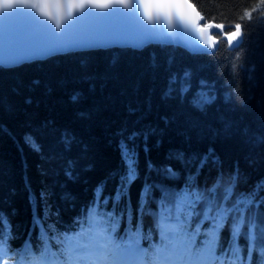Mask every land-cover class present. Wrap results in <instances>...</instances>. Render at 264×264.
Masks as SVG:
<instances>
[{
  "label": "trees",
  "instance_id": "obj_1",
  "mask_svg": "<svg viewBox=\"0 0 264 264\" xmlns=\"http://www.w3.org/2000/svg\"><path fill=\"white\" fill-rule=\"evenodd\" d=\"M192 3L206 23L224 24L228 31L241 24L234 38L237 42L231 45L222 35L218 49L209 55L149 45L142 50L77 52L14 68L0 67V217L6 214L11 221L10 230L5 221L0 234L4 240L14 234L12 250L21 248L25 240L43 250L40 232L34 230V215L43 218L54 251L56 242L63 237L78 240L82 230L95 232L93 239L99 238L100 227L115 237L127 232L142 245L148 240L155 245L151 217L144 215L142 227L133 228L137 200L144 202L141 189L144 197L155 198L153 189L158 184L145 183L163 177L147 174L148 159L156 165L154 173L163 172V165L182 168L175 158L178 152L191 156L213 148L228 173H235L238 164L239 178L233 175L222 202L199 219L195 207L201 199L193 192L195 200L187 201L196 178L182 186L177 183L178 215L187 220L184 227L195 233V241L214 229L217 253L231 252L235 245L245 253L243 237L227 220L230 212L243 218L252 208L257 211V201L264 199V5L258 0ZM188 69L192 70L190 81L183 75ZM200 78L214 81V90H201ZM151 128L156 132L149 137L147 156L143 140L138 141L139 178L130 182L125 176L120 181L131 184L132 214L126 209L121 213L123 201L111 213L100 206L85 214L96 185L108 178L105 196L111 197L118 176L124 173L120 130L125 129L127 136L133 130ZM210 165L205 181L213 172L218 175V167ZM219 183L217 179L210 194ZM232 188L236 192L229 205ZM259 207L264 208V203ZM77 215L79 226L71 223ZM242 224L239 219L237 226Z\"/></svg>",
  "mask_w": 264,
  "mask_h": 264
},
{
  "label": "snow or ice",
  "instance_id": "obj_2",
  "mask_svg": "<svg viewBox=\"0 0 264 264\" xmlns=\"http://www.w3.org/2000/svg\"><path fill=\"white\" fill-rule=\"evenodd\" d=\"M261 5H264V0H258ZM32 3L33 6L39 7L41 13L50 19H56L57 27H59L60 20L63 19L64 15L72 16L76 8L79 7L81 9L84 8L86 4H91L95 7L106 8L111 4H126V0H6L4 3V7L11 8L16 4H26ZM43 5V6H40ZM136 5H133L135 7ZM139 7L142 10V14L144 18L152 22L153 20L160 18L166 21L169 26L172 23V20L179 19L181 23H183L186 27L191 29L201 40L208 44L211 41V49L212 51H216L218 49L220 43V35L221 31H223L224 38L232 43L235 37L240 34L241 24L235 25V31H228L226 26L221 23H216L215 21L209 20L208 23H202L206 17L201 14L198 10L197 5L192 3V0H151V3H145L143 0H140ZM213 30L215 32L213 33ZM205 55H209V53H205ZM185 78H192V70L188 69L183 74ZM175 82V80L173 81ZM198 86L201 90H214L215 82L210 81L205 78H200L198 80ZM188 87H191L189 83ZM181 94L183 95V89L181 90ZM125 129H121L118 135L120 136L119 148L121 154V160L124 163V173L119 175L117 178V184L115 193L109 196H105V191L107 189L108 178L104 181H101L96 187L93 189V197L92 200L85 206V214L92 207L99 208L100 206H104L103 210L105 212H112V209L117 207L121 201H123L125 208L121 209V213L127 210L129 214H132L133 209L131 206L130 199V187L131 184H122L120 181L124 180V177L127 176L130 182H134L140 176L139 169V144L138 141L143 140V151L145 155L149 153L150 149L148 147L149 137L154 135L156 129H145L143 131L133 130L125 136ZM160 141H157L159 144ZM215 150L213 148H209L206 153L203 154H192L191 156H187L184 152H178L176 154V159H179L182 164V168L175 169L171 165H163V172L161 175L163 176V180L152 181L147 180L145 186L159 184L161 187H169V182H177L181 186L187 184L189 177H195L196 183L199 184V174L203 173L205 167L212 164L218 167V176L224 175L225 170L223 169L222 161L218 156L214 155ZM172 158V157H170ZM196 160L194 166L192 161ZM148 173L151 174L155 169L156 165L153 164L151 159L149 158L147 161ZM187 169V171H185ZM173 173H175L173 175ZM199 173V174H198ZM66 175L69 178H72L71 172H66ZM112 175H116L113 173ZM230 175H235L237 179L239 178V166L237 164L235 173H230ZM260 182L257 184V190L259 191ZM96 189H100V196H96ZM159 195L157 196V193ZM125 193L127 194V199H124ZM43 195V194H42ZM153 196L156 197L157 201L160 203H167L170 207H174L175 197L172 194H168L166 192H160L159 188L153 189ZM141 198L144 202H141V199L137 200V205L135 208V213H137V222L133 224V228L142 227L143 217L147 213L152 211H159V204L156 208L152 207L151 198L144 197L143 188L141 189ZM264 203V199L257 201V212L260 211V204ZM111 205V208L108 207ZM59 216V212L56 213ZM80 216L77 215L73 217L71 223H75L79 226ZM169 219L173 220L175 223V227H168L167 225L160 230L159 232V241L155 244L154 249L151 251L154 254L163 256L164 259H167V255L165 254H175L180 253L183 256H187L188 259L185 261V264H202L201 257L207 256L209 258L208 264H216L218 260L217 256V236L215 230L207 231L204 233L203 239L193 240L189 237L188 232L185 229V225H187V220L183 219L181 216H169ZM8 222V228H11V221L5 214L3 217H0V227H3L4 222ZM37 221L40 223L38 224ZM195 223H199L197 219ZM41 224H43V218L39 215H34L33 217V225L34 230L38 228ZM63 231H67V229H63ZM99 231L104 234L105 239H111L110 234L107 233V229L100 227ZM14 239V234L9 235L7 240H4L3 234H0V242H4L8 245L9 251H12L11 240ZM117 248L123 250V252L128 255H137V254H145L147 255V251L145 248L141 247L140 239L135 236H130L121 244L115 245ZM22 247V246H21ZM69 250L75 252L79 255L84 248L82 246H73L71 242H69ZM225 255L227 253L225 252ZM0 264H7V261L0 258ZM148 264H153L152 261H148ZM223 264V262H221Z\"/></svg>",
  "mask_w": 264,
  "mask_h": 264
},
{
  "label": "water",
  "instance_id": "obj_3",
  "mask_svg": "<svg viewBox=\"0 0 264 264\" xmlns=\"http://www.w3.org/2000/svg\"><path fill=\"white\" fill-rule=\"evenodd\" d=\"M0 0V67L14 68L55 56L111 48L142 50L149 45L182 48L189 54L214 53L211 41L205 44L179 19L171 25L157 18L147 21L140 0L111 4L106 8L86 4L72 16L56 19L43 15L32 3L4 7ZM151 3V0H143ZM133 5H136L133 7ZM43 6V5H40ZM206 24L205 20L202 22ZM223 35L224 30H220ZM215 30H213V33ZM234 39L231 45H234Z\"/></svg>",
  "mask_w": 264,
  "mask_h": 264
},
{
  "label": "rangeland",
  "instance_id": "obj_4",
  "mask_svg": "<svg viewBox=\"0 0 264 264\" xmlns=\"http://www.w3.org/2000/svg\"><path fill=\"white\" fill-rule=\"evenodd\" d=\"M195 164L193 163V166ZM211 168V165L209 164V166H207L205 168V170L203 171V174H201L199 176V184L196 183V179L195 180H192V183H191V190L190 192L188 193L187 195V201H193L195 200L193 197H192V193L194 192L196 194V199L197 200H200V203L197 205L195 211H196V215H198V218H202V214L204 215L205 212L207 211V209L209 208L207 203H208V198L210 197V200L213 199V203L212 204H215V206L221 202L222 199H224V193L225 191L227 190L228 186L231 184L232 180H233V175H230V173H228L227 171L224 172V175L222 176H218L216 174V172H213L209 179L207 181H205V179L207 178V175L209 173V170ZM185 171H187V169H185ZM162 172H157V173H151L150 176H160ZM175 173H173L174 175ZM193 177H189L188 180L192 179ZM217 179H220V183H219V188L217 189V191L214 193L215 196L213 198V195L214 194H210L209 190L210 188L214 185V183L216 182ZM159 180H163V177H159ZM170 183V186L169 187H161L159 184L157 187H161V191L160 192H166L168 194H172L174 195L175 197V201H174V207H170L167 203H160L157 201L156 197L151 199L152 201V207L155 208L156 205L159 204L160 206V211H161V214L159 213L158 214V219H157V224H158V231L160 232L161 229H163L166 225L168 227H175V223L173 220L169 219V216H177L176 214V210L178 208V205H177V200H176V193L177 191L179 190V187L177 188L176 187V184L177 182H169ZM197 187V189L195 188ZM196 192H195V191ZM232 196L231 198L229 199V202L228 204L229 205H232V197L234 196L235 192H236V189L235 188H232ZM159 193V192H158ZM157 193V194H158ZM159 195V194H158ZM157 195V196H158ZM150 198V197H148ZM205 198V201L203 200ZM231 203V204H230ZM155 211H152L150 213H147L146 215L149 217V215L151 216V219L152 221L154 222V225L156 224L155 222V214H154ZM260 212L261 213H258L259 216L257 218V220L261 223H263L262 225V228L261 229H249L248 230V234H249V240L250 241H256L257 239H261L262 241L264 240V208H260ZM252 213L249 212V215H251ZM160 216V217H159ZM237 216V215H236ZM231 217H234V215H231ZM253 217H254V214H253ZM236 217L233 219V220H228L231 224V226L233 225L232 222L234 223ZM256 222V220L254 218L251 219V224L253 222ZM243 226L245 227L246 226V222L243 221ZM247 232V231H246ZM245 232V228H243V234L246 236ZM159 237V235H158ZM249 241V242H250ZM251 243V246H248L251 247V252L253 254V256L256 258V264L258 263H262L264 264V248H263V245L260 244L258 247L255 245V242H250ZM263 248V249H262ZM71 251V250H70ZM95 252H97L98 254H96ZM149 252H152V253H149ZM72 253V259L71 261L74 262V264H92L91 260L92 259H96V260H101L103 264H107L105 262V257H107L108 255H101V253L99 251H97L96 248L94 249H91L89 250L88 252H85V253H80L79 255H77L75 252L71 251ZM112 254V253H111ZM13 255V254H11ZM138 255V254H137ZM140 255H144L143 257L146 258L147 260V263L148 261H152L153 264H185V261L188 259L187 256H183L181 255L180 253H175V254H165L167 255V259L165 260L163 256H159V255H156L154 254L153 251H147V255L141 253ZM113 258L112 260L110 261L109 258H107V260L109 261L108 264H113V261L116 260L117 263L116 264H123L125 262V259H126V254L123 252V250H120L116 253H114L113 255ZM208 260L209 258L207 256H202L201 257V261H202V264L204 263H208ZM217 262V261H216ZM243 262H246V260H244ZM229 263L232 264V261L229 260ZM8 264V262H7ZM126 264H129V263H126ZM136 264H145V262L143 263H138V261L136 262Z\"/></svg>",
  "mask_w": 264,
  "mask_h": 264
},
{
  "label": "bare ground",
  "instance_id": "obj_5",
  "mask_svg": "<svg viewBox=\"0 0 264 264\" xmlns=\"http://www.w3.org/2000/svg\"><path fill=\"white\" fill-rule=\"evenodd\" d=\"M138 257H139V260L137 259L135 255L127 256L125 263L140 261V256L138 255Z\"/></svg>",
  "mask_w": 264,
  "mask_h": 264
}]
</instances>
